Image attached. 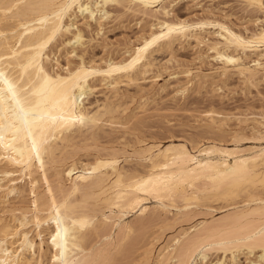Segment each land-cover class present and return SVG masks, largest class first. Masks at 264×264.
I'll list each match as a JSON object with an SVG mask.
<instances>
[{
  "label": "bare ground",
  "instance_id": "6f19581e",
  "mask_svg": "<svg viewBox=\"0 0 264 264\" xmlns=\"http://www.w3.org/2000/svg\"><path fill=\"white\" fill-rule=\"evenodd\" d=\"M91 1L0 0V192H4L6 184H3L1 174L11 173L3 170V165L20 168L28 175L34 195L35 214L32 220L37 226L36 234L32 236L28 229L19 228L28 223L26 216L18 219L17 226L0 222V264H33L38 250L39 258H42L43 231L48 234L49 264H93L94 257L100 252L94 254L93 250L87 249L88 231L97 224V212L102 206L110 209L109 215L101 213L104 225L109 219L118 217L115 226L126 240L133 233L134 226L124 222L123 216L135 210L141 215L149 212V206L144 203L147 196L157 199L158 207L165 210L168 204L178 202L176 199L188 207L193 202L198 204L213 197H218L219 201L229 200V203L230 199L241 194L246 197L247 193L250 197H247L249 200L244 207L225 216V219L221 217V222L212 224L203 220L191 228L194 232L192 235L189 231H183L175 236L172 244H166L158 251L156 264H168L170 260L176 264H195L197 255L204 259L212 249L221 250L224 254H234L242 249L250 252L259 249L260 259L264 260L263 146L258 151L241 154L230 162L226 158L230 152L216 144L191 148L185 143H171L164 147L155 144L140 148L148 159V166L145 163L148 169L139 174L121 167L114 149L112 153L104 151L106 154L93 155L94 160L88 163L70 160L63 171L67 181H70L66 189L54 190L48 175L53 165L58 164L60 159L65 160V156L60 158V154L68 150V143L79 136L81 139L97 125L103 112L114 107L106 101L96 105L84 102L93 93L94 87L90 82L94 77L100 76L107 87L115 88L123 79L132 80L140 71L149 68L153 53L167 48L176 40L188 38L208 43V48L216 54L215 59L223 65L222 72L231 66L250 80L260 75L259 72L264 71V0H241L246 6L262 13L257 18L258 27L249 32L248 29L235 30L218 19L200 17L197 21H191L171 16L169 7L175 0H94L103 6L101 10L105 15H109L105 9L107 5L126 3L129 8H136L144 15L153 13L155 23L120 61H108L101 66L87 63L80 55L77 64L67 65L66 69L62 67L64 71L55 70L48 65L52 58L49 47L59 37L69 35V32L73 33L68 42L71 43L73 39L74 44L84 45V32L81 28L71 31L72 23L67 24L66 21L77 9L79 12H90L93 7ZM211 25L216 27L210 34H215L214 38L207 37V32L206 35L201 34L206 31V26ZM186 90L181 92L185 93ZM71 146L69 149H72ZM137 153L139 156L140 153ZM35 171L39 172V177L34 175ZM39 180L45 183V197L36 193ZM16 190L18 185L12 183L7 194ZM13 209L10 208L11 211ZM155 212L156 207L152 214L155 215ZM44 224L47 226L44 227ZM11 238L12 241H9ZM37 238L40 239L39 243L36 242ZM218 262L223 264L222 260Z\"/></svg>",
  "mask_w": 264,
  "mask_h": 264
},
{
  "label": "rangeland",
  "instance_id": "374dc122",
  "mask_svg": "<svg viewBox=\"0 0 264 264\" xmlns=\"http://www.w3.org/2000/svg\"><path fill=\"white\" fill-rule=\"evenodd\" d=\"M93 2L96 1H91L93 12H91L92 10L79 12L77 9L75 14L73 13L66 21L67 24L72 23L71 31L81 28L80 30L85 34L84 45L74 44L73 39L71 43L68 42L73 33L69 32V35L67 33L65 36L59 37V40L53 42V46L49 47V54L52 58L50 57L48 65L54 67L55 70L64 71L67 65L77 64L80 61V55L85 58L87 63H96L101 66H105L108 61H120L122 58H126L127 50L138 43L141 37L151 30V25L155 23L153 13L144 15L136 8H129L126 3L125 5H107L105 9L109 15H105L101 10L103 6L98 2L96 4ZM171 4L169 7L171 16L191 21L201 18L218 19L235 30L245 31L248 29V32L258 27L257 18L262 15L255 8L246 6L241 0H175ZM94 6L98 8L93 9ZM213 30H216V27L206 26V31H202L201 34L209 33L207 37L214 38L215 34L210 35L214 32ZM75 47L78 48L74 51ZM208 47L210 48L208 43H199L194 38L176 40L167 48L165 47L166 49L162 48L153 53L149 68L140 71L132 80L124 81L125 79H123L115 88L107 87L100 76L94 77V80L90 82L91 87H94L93 93L84 102L86 104L91 102L92 105L105 103V101L109 102L108 104L111 102L116 111L111 105L114 110L108 109L103 112L97 125L88 131L89 133L86 132L88 135L84 134L83 139H80L81 136H79L78 139L75 138V141L72 140L74 142L68 143L67 148L71 152L64 150L66 153L62 152L60 158L65 156L63 157L65 160L60 159V162L53 165L48 171L54 190L66 189L70 185V181H67V177L63 174L66 164L70 160L88 163L94 160V156L97 154L112 153L114 149L113 152L117 155L119 165L133 174H139L148 169V159L140 148L155 144L164 147L171 143H185L190 148L216 144L223 149L226 148L228 153L230 152V155L226 154V158H229L230 162H233L234 158L241 154L258 151L260 147H264V71L259 72L260 75L251 80L239 74L231 66L228 67L229 69L227 68L226 72H222L223 65L215 59L216 54ZM183 89H187L185 93L181 92ZM106 117L107 119L110 117V119L107 120ZM105 124L106 126H104ZM101 127L103 128L100 129ZM96 132L98 135L95 134ZM71 145H76V148ZM70 146L72 149H69ZM135 151L140 153L139 156ZM88 159L89 161H87ZM2 167L3 170L11 173L1 174L2 182L6 184L4 192H0L2 200H0V211L3 210L0 212V222H9L13 226H17L18 219L26 216L28 223L19 228L28 229L33 236L36 234L37 226L32 220L35 214L32 202L34 195L31 193L29 176L21 172L20 168L7 165ZM34 175L39 177V172L35 171ZM9 177L15 180L10 182ZM26 180L28 184L25 182ZM39 181L36 193L43 196L46 186L42 180ZM12 183L18 185V190L7 194L8 187ZM57 193L59 192L57 191ZM242 195L230 199L229 203L227 202L229 200L220 198L224 201L222 202L217 200L218 197H213L204 199L198 204L193 202L188 207H185L183 201L176 199L178 202L167 203L166 211L158 207L157 199L147 196L144 203L149 206V212L141 215L135 210L123 216L124 222H129L134 226V234L132 233L126 240L122 238L120 230L115 226L118 217L109 219L104 225L101 213L109 215L110 209L102 206V212L100 208L97 212V224L88 231L87 249L93 250L94 254L100 252L97 257H94L93 264H141L145 261L149 262L144 264H156L158 251L166 244H172L171 240L175 236L183 231H189L192 235L193 227L203 220L207 223L217 224L227 216L234 214L237 209H242L250 197L248 193L246 197ZM30 199L31 201H29ZM182 204L184 205L181 206ZM252 206L254 205L252 204ZM29 207L30 211L26 209ZM154 207H156L155 215L152 214ZM10 208L15 209L11 211ZM8 209L10 211H7ZM44 214L43 212L42 215ZM46 226L44 224V227ZM140 226L143 228L141 229ZM42 236H44V254L42 258H39L38 250L33 264L50 263V250L46 244L47 231H43ZM9 241H12V238ZM36 242L39 243L40 239L37 238ZM102 251H104L102 253L104 255L101 254ZM260 253L259 249L253 252L242 249L235 251L234 254L231 252L224 254L221 250L212 249L207 252V257L204 259L197 255L195 264H219V260H222L223 264H264V260L260 259ZM148 257L151 258L146 260ZM47 258L49 259L47 260ZM43 259L44 261H42ZM168 264L176 263L170 260Z\"/></svg>",
  "mask_w": 264,
  "mask_h": 264
}]
</instances>
